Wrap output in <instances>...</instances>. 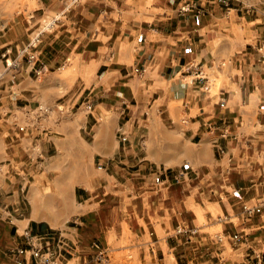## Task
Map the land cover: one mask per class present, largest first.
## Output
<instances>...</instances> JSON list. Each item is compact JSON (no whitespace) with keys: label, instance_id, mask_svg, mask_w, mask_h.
<instances>
[{"label":"crops","instance_id":"obj_1","mask_svg":"<svg viewBox=\"0 0 264 264\" xmlns=\"http://www.w3.org/2000/svg\"><path fill=\"white\" fill-rule=\"evenodd\" d=\"M253 1L0 10V57L24 44L27 24L58 14L37 53L73 76H34L0 58V264H15L8 250L28 248V234L60 264H98L95 241L108 264H207L203 244L217 236L264 255V0ZM185 2L194 5L181 13ZM84 75L91 96L57 102ZM71 217L84 235L57 222ZM177 225L198 229L193 243Z\"/></svg>","mask_w":264,"mask_h":264},{"label":"rangeland","instance_id":"obj_2","mask_svg":"<svg viewBox=\"0 0 264 264\" xmlns=\"http://www.w3.org/2000/svg\"><path fill=\"white\" fill-rule=\"evenodd\" d=\"M26 1L28 0H0V10L3 13H10L11 14V10L13 9H21L23 7V5L26 3ZM254 3H257V0L253 1ZM31 3V2H30ZM35 7V5H31L30 8ZM63 7V6H62ZM61 6L58 7V10H60L62 8ZM55 12H47L45 14V16H41L38 18V21L36 23H30L27 24V26L24 28V32H26V41L24 42V44L27 42V40L29 39V37H32L33 34H35L38 30H39V26L41 25L40 23L42 22V19H47V21L52 18L57 16V14H53ZM3 14V15H5ZM42 26V25H41ZM1 30V29H0ZM53 30V29H52ZM52 30L46 32L49 33ZM19 32L17 35L18 37H22V29H19ZM10 47V46H9ZM8 47V48H9ZM4 49L3 53L5 54V56L3 57V55L0 57L3 59V64L5 67H8L6 65V60L5 57H9L11 59H16V61L18 62L19 66L17 68H12V67H8V68H12V69H20L22 67V62L26 63V65L24 66L25 69H27V71L34 75L37 76L36 74H34L31 70H30V65L27 63L26 58L25 57H20L17 54V48H15V46L10 47L9 49ZM37 51V49H36ZM39 60L41 61L40 56L38 55ZM42 63H44L43 61H41ZM46 65V63H44ZM47 66V65H46ZM3 66L1 65V61H0V72L2 71ZM67 68H63V69H50L47 66V71L46 73H49L51 70H56L57 72L55 73L56 77L58 78H62L64 79L67 83H70L73 80V76L71 77L69 75L68 72H66ZM42 75H45V72ZM40 76V75H39ZM89 79V76L84 75L82 77H79V89H75V90H62L59 93H55L59 95L60 98H58L57 102H60L64 99H71L72 101L74 100H78V102H84L88 99L89 96H91V93H88L89 89H85L83 90L84 84L87 83ZM54 93L53 90L47 89L45 92V98L46 101L45 105H52V103H50V100L53 101L54 100ZM66 110V107H63L62 110H59L58 106L56 107H51V111H53L52 113H62L63 111ZM69 110V109H68ZM51 177L53 176L52 174L50 175ZM32 188V187H31ZM48 191V188H47ZM25 204L27 205V207L29 206V203H27V201L25 202ZM53 205V204H51ZM53 209V207L51 206V210ZM57 222L59 223L61 228H67V227H73L75 228L77 226L78 228V234L79 236L84 235V226H82V224H80V222H85L82 219H77L76 217H71L68 220V223L65 224V220H57ZM83 228L82 230H80L79 228ZM196 235H193L190 239H188L189 243H193L194 238H196ZM91 240L97 239V237H92L90 238ZM90 240V243H91ZM229 244H232V242L225 238V237H220L217 236L216 239H208L206 240V242L203 244L204 246H207V250H206V257L204 259L205 262H208L207 264H264V255H262L261 253L257 256H253L254 252H252V257L251 253L245 252L240 254V252H235L233 250H230V246ZM107 256V254H106ZM108 259V256H107ZM209 260V261H208ZM108 264V260L107 263Z\"/></svg>","mask_w":264,"mask_h":264},{"label":"built area","instance_id":"obj_3","mask_svg":"<svg viewBox=\"0 0 264 264\" xmlns=\"http://www.w3.org/2000/svg\"><path fill=\"white\" fill-rule=\"evenodd\" d=\"M192 2H185L180 7V12L185 13L189 11L193 7ZM59 15L50 18L48 21L47 19H42L41 25L38 27L39 30L29 37L27 42L20 46L17 49V54L20 57H25L27 63L30 65V70L36 74L37 76L43 74L47 71V66L39 60L38 53L36 51L37 47L41 43V39L44 33L52 30L58 21ZM5 56V54H4ZM6 65L8 67L17 68L19 66L16 59H11L9 57H5ZM197 76H200L202 72L198 70L196 72ZM90 107V106H88ZM174 181L180 182V177L176 176ZM198 229L196 227H189L185 225H177L175 227V233L184 237H192L196 235ZM27 240L29 242V247L25 246H17L12 247L8 250V252L13 255L15 264H25L23 256L25 254H30L33 258H35V264H60V259L53 251H43L42 247L37 246L34 244L32 240V236L30 234L26 235ZM238 238L237 235H233V239L236 240ZM92 246L99 250L98 254L96 255V260L98 264H106L107 263V256L106 253L101 248V245L98 242H93Z\"/></svg>","mask_w":264,"mask_h":264},{"label":"bare ground","instance_id":"obj_4","mask_svg":"<svg viewBox=\"0 0 264 264\" xmlns=\"http://www.w3.org/2000/svg\"><path fill=\"white\" fill-rule=\"evenodd\" d=\"M54 224V223H53Z\"/></svg>","mask_w":264,"mask_h":264}]
</instances>
